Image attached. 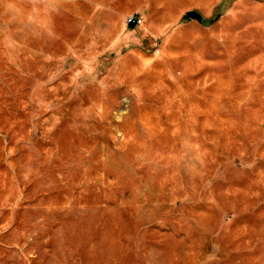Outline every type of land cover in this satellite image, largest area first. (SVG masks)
Returning <instances> with one entry per match:
<instances>
[{"label":"rangeland","instance_id":"1","mask_svg":"<svg viewBox=\"0 0 264 264\" xmlns=\"http://www.w3.org/2000/svg\"><path fill=\"white\" fill-rule=\"evenodd\" d=\"M0 264H264V0H0Z\"/></svg>","mask_w":264,"mask_h":264},{"label":"water","instance_id":"2","mask_svg":"<svg viewBox=\"0 0 264 264\" xmlns=\"http://www.w3.org/2000/svg\"><path fill=\"white\" fill-rule=\"evenodd\" d=\"M185 14L189 17H195V18H197L199 21H201V22H204V20L205 19H207L208 21L210 20L209 18L210 17H206V16H204L203 15V13L199 10V9H197V8H193V7H191V8H189V9H186L185 10ZM132 24H134V23H132Z\"/></svg>","mask_w":264,"mask_h":264},{"label":"built area","instance_id":"3","mask_svg":"<svg viewBox=\"0 0 264 264\" xmlns=\"http://www.w3.org/2000/svg\"><path fill=\"white\" fill-rule=\"evenodd\" d=\"M126 22L127 23H134V24H141L144 18L142 17V14L139 12H130L126 14Z\"/></svg>","mask_w":264,"mask_h":264},{"label":"trees","instance_id":"4","mask_svg":"<svg viewBox=\"0 0 264 264\" xmlns=\"http://www.w3.org/2000/svg\"><path fill=\"white\" fill-rule=\"evenodd\" d=\"M216 8L217 9H216L215 13L213 15H211V17H210L211 20H215L221 14V11H222V1L220 2V4L217 5ZM183 17L188 18V16L186 14H183ZM128 24H129L130 27H133V24L132 23H128Z\"/></svg>","mask_w":264,"mask_h":264},{"label":"bare ground","instance_id":"5","mask_svg":"<svg viewBox=\"0 0 264 264\" xmlns=\"http://www.w3.org/2000/svg\"><path fill=\"white\" fill-rule=\"evenodd\" d=\"M156 50H158V48Z\"/></svg>","mask_w":264,"mask_h":264}]
</instances>
